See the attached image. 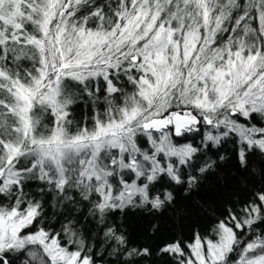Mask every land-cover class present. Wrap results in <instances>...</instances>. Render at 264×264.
<instances>
[{
	"label": "snow or ice",
	"instance_id": "obj_1",
	"mask_svg": "<svg viewBox=\"0 0 264 264\" xmlns=\"http://www.w3.org/2000/svg\"><path fill=\"white\" fill-rule=\"evenodd\" d=\"M0 264H264V0H0Z\"/></svg>",
	"mask_w": 264,
	"mask_h": 264
},
{
	"label": "trees",
	"instance_id": "obj_2",
	"mask_svg": "<svg viewBox=\"0 0 264 264\" xmlns=\"http://www.w3.org/2000/svg\"><path fill=\"white\" fill-rule=\"evenodd\" d=\"M127 87H130V86H127ZM83 110L84 112H87L86 108ZM80 113H81V107L78 106L76 109V112L74 113L77 119L80 118ZM226 171L227 170H225V172ZM218 183L219 181L217 177H210L208 183L206 184L205 188L201 192V195L202 196L209 195L210 192L218 186ZM49 213H50V210H49ZM171 215H172L171 212L167 213L165 216V219L167 220L169 225L172 226L173 228L175 227L183 228V233L186 239L191 238L194 226L198 227L201 233H203L208 225V221L206 219L202 217H198L197 215H194L191 213L187 217H185L182 221H179L177 224H173L172 221L169 219ZM133 223L136 225L138 232H143L145 227L148 224V220L133 218Z\"/></svg>",
	"mask_w": 264,
	"mask_h": 264
}]
</instances>
